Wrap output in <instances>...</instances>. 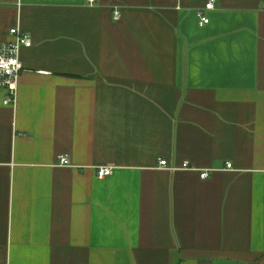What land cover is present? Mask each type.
Returning a JSON list of instances; mask_svg holds the SVG:
<instances>
[{"label":"crops","instance_id":"obj_1","mask_svg":"<svg viewBox=\"0 0 264 264\" xmlns=\"http://www.w3.org/2000/svg\"><path fill=\"white\" fill-rule=\"evenodd\" d=\"M207 2L0 0V264H264V0Z\"/></svg>","mask_w":264,"mask_h":264},{"label":"built area","instance_id":"obj_2","mask_svg":"<svg viewBox=\"0 0 264 264\" xmlns=\"http://www.w3.org/2000/svg\"><path fill=\"white\" fill-rule=\"evenodd\" d=\"M89 5H93L97 0H85ZM215 0H208L204 9H199L196 13L199 26H204L209 23V18L206 15V11H210L214 7ZM264 6V4H263ZM114 19H119V11H114ZM12 39L0 45V91L5 93L4 105H14L16 101L17 85L19 77L23 70L22 63L20 61V51L22 48H29L32 45L29 34L20 31L17 28H13L9 31ZM67 157L60 156L58 158V164L61 166H69ZM160 165H166V161H160ZM231 164L227 163V170H231ZM183 169H191V167L184 163ZM113 168L100 167L97 169V177L103 179L111 176ZM208 173L205 171L200 176L206 178Z\"/></svg>","mask_w":264,"mask_h":264}]
</instances>
